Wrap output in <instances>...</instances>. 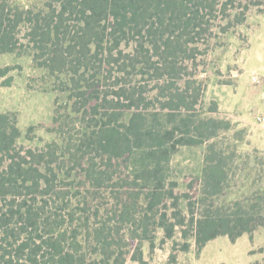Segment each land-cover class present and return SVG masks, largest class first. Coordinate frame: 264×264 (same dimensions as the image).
Returning <instances> with one entry per match:
<instances>
[{
	"label": "trees",
	"instance_id": "trees-1",
	"mask_svg": "<svg viewBox=\"0 0 264 264\" xmlns=\"http://www.w3.org/2000/svg\"><path fill=\"white\" fill-rule=\"evenodd\" d=\"M252 9L264 0H0V56L31 57L55 94L51 141L0 113V264H151L167 242L176 264L192 243L264 230V152L204 107L199 70ZM182 147L204 151L180 190Z\"/></svg>",
	"mask_w": 264,
	"mask_h": 264
},
{
	"label": "rangeland",
	"instance_id": "rangeland-1",
	"mask_svg": "<svg viewBox=\"0 0 264 264\" xmlns=\"http://www.w3.org/2000/svg\"><path fill=\"white\" fill-rule=\"evenodd\" d=\"M21 1L26 3L27 0ZM247 18V24L229 30L219 38L207 61L203 58L199 59L200 63L204 62V66L199 67V70L204 68L210 80L218 78L217 73H219L221 77L223 76L220 80L235 81L241 71L234 60L237 57L239 62H243L244 73L240 77V82L245 88L241 102L243 121L241 125H237L236 130L242 128L246 130L244 136L246 144L241 150L245 154L253 155L255 149L264 152V15H257L252 9ZM220 22L219 19L216 23L220 24ZM217 29L214 25L210 31L215 33ZM248 41L252 48L240 52L247 48ZM4 66L14 68L10 73L13 82L8 88L0 86V113L7 111L16 114L17 126L22 136L28 127L33 126L36 139L41 138L43 142L51 141L53 136L48 134L47 130L53 126L55 94L51 92L50 82L45 85L41 81L46 71L35 68L29 56L2 55L0 67ZM253 73L258 78L255 85L250 83ZM249 93L254 94L253 99ZM204 101L206 108L209 101L205 97ZM28 144L34 145L37 141ZM203 151V147H182L173 155L169 163V172L173 176L172 179L178 182L180 190L185 188L183 184L185 176L200 174ZM162 235V231H158L156 245H159ZM175 238L178 239V235ZM170 247L171 242H167L162 248H157L151 258V264H167ZM143 251L144 257L148 259L147 244ZM255 263L264 264V230L261 229L252 236L247 234L241 236L234 243L226 236L218 237L208 242L199 255L196 254L192 243L188 253L178 255L176 264ZM128 264L134 263L128 262Z\"/></svg>",
	"mask_w": 264,
	"mask_h": 264
},
{
	"label": "crops",
	"instance_id": "crops-1",
	"mask_svg": "<svg viewBox=\"0 0 264 264\" xmlns=\"http://www.w3.org/2000/svg\"><path fill=\"white\" fill-rule=\"evenodd\" d=\"M246 24H247V21H246ZM250 48H252V46L250 47V44L248 41L247 48L240 52L243 53V51L249 50ZM238 60L239 59L237 57L234 60V62L236 63V65H238L241 71L237 79L235 81H222L220 79L223 76L218 77V78H212L211 80L209 79V82H208V85L205 91V99H207V101L214 100L217 103L218 111L221 115L227 117L233 123L241 125L243 121L242 120V110L243 109H242L241 102L243 101V95L245 92V88L243 87V84H241L240 82V77L244 73L243 62L241 63V61L239 62ZM252 77H255L256 81H253ZM257 81H258L257 75L253 73L251 76L250 83L255 85L257 84ZM254 93H256V90H254ZM249 95L250 97L252 96L251 99L254 98L253 93H249ZM263 95H264V92H263Z\"/></svg>",
	"mask_w": 264,
	"mask_h": 264
},
{
	"label": "built area",
	"instance_id": "built-area-1",
	"mask_svg": "<svg viewBox=\"0 0 264 264\" xmlns=\"http://www.w3.org/2000/svg\"><path fill=\"white\" fill-rule=\"evenodd\" d=\"M252 80H253V81H256V78H255V77H252Z\"/></svg>",
	"mask_w": 264,
	"mask_h": 264
}]
</instances>
